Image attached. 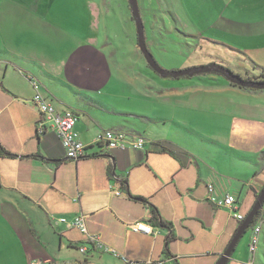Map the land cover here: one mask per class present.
<instances>
[{"label": "crops", "instance_id": "0c3cea01", "mask_svg": "<svg viewBox=\"0 0 264 264\" xmlns=\"http://www.w3.org/2000/svg\"><path fill=\"white\" fill-rule=\"evenodd\" d=\"M181 2L192 13L197 7L194 0L187 6ZM114 8L111 0H0V146L9 154H0V264H126L87 244L84 234L59 220L69 222L79 214L90 234L140 264H216L240 222L207 199V185L219 197L233 194L242 215L263 186L264 90L236 87L216 74L183 78L162 95L139 91L144 86L136 90L119 69L123 60L112 59L116 45L107 44L112 36L104 23ZM207 31L233 43L200 34L195 39L258 64L257 54L264 53V0H204ZM30 79L39 82L57 112L76 114L75 129L85 146L78 160L66 158L56 133L36 135L39 112ZM112 79L164 106L198 108L210 93L233 95L239 102H220L237 118L227 135L215 140L186 128L174 135L170 126L177 121L125 106L116 90L109 94ZM105 129L143 136L144 149L106 150L95 141ZM204 141L212 143L216 158L206 160L204 148H191ZM156 144L185 155V164L153 149ZM154 209L156 225L150 221ZM138 221L152 232L132 230ZM256 223L254 253L248 247L249 228L227 264H264V204ZM81 244L86 245L83 253Z\"/></svg>", "mask_w": 264, "mask_h": 264}, {"label": "rangeland", "instance_id": "374dc122", "mask_svg": "<svg viewBox=\"0 0 264 264\" xmlns=\"http://www.w3.org/2000/svg\"><path fill=\"white\" fill-rule=\"evenodd\" d=\"M111 1L116 6V9L114 8V11H111L104 23L106 30L112 36L111 40H107V44L114 43V45H116L112 48L111 56L113 60H115L117 56L123 60L121 61L122 68L119 66V69L121 73H123L128 84L134 88L144 86L145 90L139 91H144L145 94H152V90H160L161 95L165 91L167 92L169 88L179 84L183 79L182 77L179 79L162 78L147 64L138 45L137 28L128 0ZM189 1L191 0H184L186 6ZM137 2L144 25V37L147 48L153 54L155 61L163 69L180 70L184 69L182 67L185 66L192 67L191 65L194 63H204L200 65L218 64L223 67L231 68L234 70L235 74V71H239L243 79L248 77L245 74L250 75L249 77L251 78H256L258 76L259 71L253 68L254 66H252L253 64L250 63L248 58L244 57L238 60L237 55L230 48L218 46L217 44L214 45V42L207 43L202 39H195L196 34H200L202 36L204 35L206 38L212 37L209 39H216L215 41L218 42L227 43L226 41H230L233 43L232 40H227L226 36L221 33H218V36L214 38L215 34L212 32H204V0H194L197 7L195 10H192L194 11L193 13L190 12L191 9L184 8L181 0H174L173 2L169 0H137ZM172 5L173 9L178 12L177 18L179 20H176V17L171 12ZM169 8L171 10H169ZM185 11L189 12V14L187 15ZM257 55L260 57L257 58L259 59L257 60L259 61L258 65L264 66V53ZM237 63H240L241 66H237ZM207 74L214 76L215 72H207L204 75ZM250 81L261 80L251 79ZM35 82L37 84L39 83L38 81ZM229 83L236 86V84L232 82ZM109 89V94H113L111 90H116V97L122 99V103L131 109L149 111L146 113L159 116L162 115L177 121L182 127L178 124L176 126L175 124L170 126V130L174 135L177 134L175 130L180 131L186 128L193 130L195 133L204 135L205 138H212L215 140L221 136H226V128L229 123L235 121L233 117L237 118V114L234 113L232 108L226 107L220 102L222 98H230L231 103L239 102L233 95L210 93V95L204 96V104L202 106L191 108L186 106H174L175 103L164 106L157 103L158 100L154 102L152 97L150 100H147L141 97L137 91H132L131 88H127L123 82L116 79L111 80ZM118 90L123 92L127 91L124 94H120L117 92ZM136 90H138V88ZM260 90L264 89H256V91ZM257 94L263 93L259 92ZM203 131L204 134L202 133ZM181 139L183 141L184 137ZM196 146H192L191 144V148L196 152L199 150V146L204 148L206 160L207 158H216L215 148L212 146L211 142L204 141V145L197 143ZM220 151L222 150L220 149ZM247 234L248 231L239 239L240 242L235 249L236 251H233L237 252L241 248ZM46 264H48V262H46Z\"/></svg>", "mask_w": 264, "mask_h": 264}, {"label": "built area", "instance_id": "2783aa9c", "mask_svg": "<svg viewBox=\"0 0 264 264\" xmlns=\"http://www.w3.org/2000/svg\"><path fill=\"white\" fill-rule=\"evenodd\" d=\"M34 94L32 96V102L36 106L39 112V119L36 123L37 134L51 131L56 133L61 141L66 158L70 160H78L84 155L85 146L79 138V133L75 129V123L77 120L76 114L72 110H65L63 112H57L54 107L47 101L39 90L37 83L32 84ZM96 142L102 144L106 150H143L146 139L143 136H128L127 133L120 130L107 129L99 132L96 135ZM207 199L214 205L227 208L232 213L233 217L241 221L244 219V215L237 212L238 205L236 204V198L232 194H224L222 196L216 195L212 184L207 185ZM119 191H115V194H119ZM85 216L79 214L75 216L72 221L67 222L65 218H60L61 222L66 223L68 226L77 228L82 234L86 236V243L91 244L94 248L107 253H113L126 264H140L139 261L131 260L127 256L120 255L115 250L102 243L96 235L90 234L87 231ZM134 231H142L146 233L152 232V227L145 221H138L130 225ZM260 232V225L256 224L251 228L249 251L254 253L257 242L258 234ZM79 252L86 251V245L81 244L78 247Z\"/></svg>", "mask_w": 264, "mask_h": 264}, {"label": "water", "instance_id": "95a60500", "mask_svg": "<svg viewBox=\"0 0 264 264\" xmlns=\"http://www.w3.org/2000/svg\"><path fill=\"white\" fill-rule=\"evenodd\" d=\"M131 13L135 20L136 28H137V41L141 52L144 55V58L150 68L156 72L160 77L167 78H177L180 76L187 75L189 77L194 76L196 74L207 73V72H215L223 75L229 82L239 85L240 87H251L256 89H264V81H249L245 80L238 75L230 72L227 68L218 65V64H207L200 66H192L180 70H165L155 61L153 55L150 50L147 48L145 37H144V25L139 13L138 2L137 0H128ZM264 204V185L258 194L257 199L255 200L252 208L246 214L233 237L231 238L227 248L219 257L216 264H227L229 258L232 255L233 250L235 249L239 239L244 235V233L249 229L251 222L258 214L259 210L262 208Z\"/></svg>", "mask_w": 264, "mask_h": 264}, {"label": "trees", "instance_id": "16d2710c", "mask_svg": "<svg viewBox=\"0 0 264 264\" xmlns=\"http://www.w3.org/2000/svg\"><path fill=\"white\" fill-rule=\"evenodd\" d=\"M151 52V51H150ZM152 54V53H151ZM153 55V54H152ZM207 65V64H206ZM200 66V65H199ZM252 66H254L253 68L256 70H258L259 71V73H258V76L255 78V77H253V78H251V77H249L250 75H248V74H245V75H247L248 77H245V79L246 80H251V79H258V80H264V67H261V66H259L258 64H256V63H253V65ZM225 68H227V67H225ZM230 72H232V73H234V70H232L231 68H227ZM236 72V75H238L239 77H241L240 76V72L239 71H235ZM240 73V74H239ZM204 74H206V73H201V74H196V75H194V76H199V75H204ZM216 75H219V76H222V77H224L223 75H221L220 73H215ZM235 74V73H234ZM189 78V76H187V75H184V76H180V77H177V78H172V77H167V78H170V79H179V78ZM192 77V76H191ZM225 78V77H224ZM242 78V77H241ZM226 79V78H225ZM30 82L33 84L35 81L33 80V79H30ZM36 83V82H35ZM232 85V84H231ZM33 87V86H32ZM240 88H243V89H246V90H248V89H250V90H256V88H251V87H240ZM39 90H40V87H39ZM36 135H37V132H36ZM99 143V142H98ZM153 149H157V150H159V151H161V152H167V153H169V154H171V155H173L174 157H176V158H178L179 160H180V162H181V164L182 165H184L185 164V160L183 159L184 157H186L185 155H179V154H176V153H173V152H171L170 150H168L164 145H162V144H156V145H153ZM0 154H4V155H9L8 154V152H6V151H4L3 150V148L0 146ZM262 156H264V152L262 153ZM122 186H126V180L125 179H123L122 180ZM263 185H264V183H263ZM263 187V186H262ZM262 189V188H261ZM259 193H260V191H259ZM258 193V194H259ZM258 194L256 195V199H257V197H258ZM137 199H141V198H137ZM255 199V200H256ZM141 201H143V202H145V200H142L141 199ZM145 204H146V206L147 207H149V204H147L146 202H145ZM260 213H261V209L259 210V212H258V214L256 215V217L253 219V221L251 222V224H250V229L252 228V227H254L257 223V220H258V218H259V216H260ZM247 214V213H246ZM246 214L244 215V217L246 216ZM150 221L154 224V225H156V224H158V213L155 211V209L154 210H151V216H150Z\"/></svg>", "mask_w": 264, "mask_h": 264}, {"label": "bare ground", "instance_id": "6f19581e", "mask_svg": "<svg viewBox=\"0 0 264 264\" xmlns=\"http://www.w3.org/2000/svg\"><path fill=\"white\" fill-rule=\"evenodd\" d=\"M236 86L240 87V86H239V85H237V84H236ZM247 88H248V87H247ZM248 90H250V89H248ZM260 214H261V213H260ZM237 221H238V220H237ZM239 222L241 223V222H242V220H241V221H239ZM259 225H260V224H259Z\"/></svg>", "mask_w": 264, "mask_h": 264}]
</instances>
